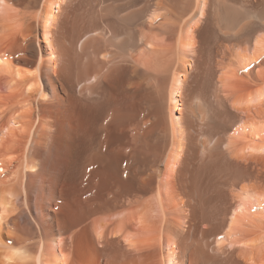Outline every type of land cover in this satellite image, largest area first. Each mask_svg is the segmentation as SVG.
<instances>
[{
    "label": "bare ground",
    "instance_id": "1",
    "mask_svg": "<svg viewBox=\"0 0 264 264\" xmlns=\"http://www.w3.org/2000/svg\"><path fill=\"white\" fill-rule=\"evenodd\" d=\"M0 264H264V0H0Z\"/></svg>",
    "mask_w": 264,
    "mask_h": 264
}]
</instances>
